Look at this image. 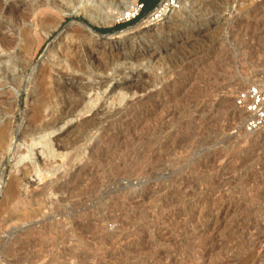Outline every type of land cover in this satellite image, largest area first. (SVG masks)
<instances>
[{"label": "rangeland", "instance_id": "obj_1", "mask_svg": "<svg viewBox=\"0 0 264 264\" xmlns=\"http://www.w3.org/2000/svg\"><path fill=\"white\" fill-rule=\"evenodd\" d=\"M176 1L162 0L153 12L133 24L141 11V0L133 7L130 0H0V32L15 42L8 51L0 49V57L17 61L14 70L10 62L4 61L1 65L9 73L0 82V126L7 123L9 129L0 146V243L5 247L0 264H177L179 260L180 264H264V131L246 134L240 130L243 115L234 103L239 91L264 80V0H181V6ZM72 8L82 14L64 16ZM164 8L170 9L171 15L162 20L157 13ZM124 9H127L126 16ZM86 17L97 23L91 27L98 31L125 26L92 39L78 23L88 22ZM147 21L152 26L144 28ZM114 42L129 57L140 51L151 53L153 49H159L161 56L157 62L150 58L139 62L134 58L127 66L114 67L106 74H72L75 79L69 84L89 87L87 98L96 93L102 96L101 101L91 112L79 107L73 117L50 130L49 139L58 155L53 165L59 171L39 181L30 174L28 161L17 165V158L31 149L35 160L43 164L40 146L31 147L29 141L41 139L42 125L50 116L47 114L58 115L63 97L61 102L53 90L43 85L38 70H49L52 79L57 80L60 72L70 73L65 69L69 45L76 44L80 50L94 48L103 61L104 53ZM103 49L107 51L100 52ZM24 61H30L31 68L23 70ZM104 76L109 81L107 90L101 83ZM27 78L30 85L26 88ZM135 84L145 86L144 94L151 97L144 106L149 113L144 129L151 140L148 150L156 144L157 150L165 152V147L174 142L176 148L170 152L188 151V158L147 161L158 169L155 177L160 175L157 180L161 182V190L150 194L153 199L147 198L145 211L149 214L134 210H129L127 215L125 211L120 212L124 214H121L120 226L114 222L115 210L105 206L108 200L114 199V194L120 193L117 183L124 172L118 171V163H90L91 172L82 163L86 169L77 173L80 176L66 178L69 191L66 188L54 193L51 183L65 177L70 157L82 156L84 145L88 146L98 135V128L109 114L142 96L134 88L126 94L125 103L118 106L111 102L114 95L110 90L116 85ZM75 91H71L70 97L78 99ZM34 102L41 103L44 109L42 120L37 124L38 133L31 132V136L25 137L23 131L30 129ZM96 111H99L97 129L77 136L76 125ZM202 114L208 123L201 127L195 118ZM67 129L70 131L66 138L70 141L63 151L55 145ZM122 141V148L129 147L127 138ZM12 142H15L14 149L10 151ZM182 182L187 189L181 186ZM10 187L17 191L14 201L10 200ZM88 192H102L103 197L78 204L79 197L82 194L81 198L88 197ZM225 213L228 214L223 225L219 220ZM206 215L208 219L204 222L198 220ZM232 229L238 231L235 238L231 237Z\"/></svg>", "mask_w": 264, "mask_h": 264}, {"label": "bare ground", "instance_id": "obj_2", "mask_svg": "<svg viewBox=\"0 0 264 264\" xmlns=\"http://www.w3.org/2000/svg\"><path fill=\"white\" fill-rule=\"evenodd\" d=\"M137 0H130V6L133 7V5H135ZM176 4L178 5H182V1L181 0H177ZM127 9L123 10V13H125V16L127 14ZM81 11L78 9H68V11L66 10V13L64 14V16L66 17H79L81 15ZM158 18H165L168 17L170 14V9L164 8L162 9V11L158 12ZM190 14V13H189ZM84 16V15H83ZM124 16V17H125ZM127 17H130V13H128ZM89 22V27H84L85 29V33L87 34V36L89 38H95L96 36H102L100 34H98L97 32H95L92 28H90L91 26H95L97 23H95L94 21H92V19L87 18ZM162 19V20H163ZM151 21H147L145 22L144 28H149L150 26H152V24H150ZM80 24V23H79ZM81 25V24H80ZM2 28V27H1ZM151 29H148V31H150ZM24 37L27 36L26 32H24ZM130 36V35H129ZM103 37V36H102ZM122 39V38H121ZM80 40V39H79ZM115 40V38L113 39ZM14 41H12V39H9L6 35H4L2 32H0V49L2 51H8L11 48V45L13 44ZM74 42V41H73ZM116 42V41H115ZM114 42V43H115ZM124 42V41H123ZM15 43V42H14ZM75 43V42H74ZM85 43V42H84ZM113 45H109L108 49L109 51L106 52V49H103V51H100L102 53H104V60H100L99 56V52L96 51L94 48H90V47H86L83 49H79L78 47H76V44H72L69 45L66 48L67 51V60H66V66L65 69L66 70H70V73H61L59 74L60 78L57 80L52 79L51 73L49 70L47 69H40L38 70V75H39V79L42 81L44 86H48L51 90H53V92L55 93V95L60 98L61 101V97H63V102L62 107L59 110V113L57 116L52 115L50 112L49 114H47L49 116V120L46 123H43L42 127H43V132L44 134L41 135L39 138H41L40 140H33L30 139V144L31 147H38L40 146V153L41 155L44 157V162L42 165H39V163L35 160L34 156H33V151L30 149L28 151H26L25 153L21 154L17 159V165H19L22 162H26L28 161L29 165H30V174H33V176H35L39 181H44L45 179L49 178L50 176H53L56 172L59 171V168L55 167L53 164H55V159L56 157H58L57 153L54 151V146L52 145V143L50 142V130L54 129L57 125H60L62 123H64V120L68 117H73L75 112L78 110L79 107L83 108L86 112H91L97 102L101 101V97L99 96V94H94L93 97H88L87 98V94L89 93V87H81L80 85H76L74 87V85L69 84V81H71L74 77L72 76V74H83V75H92V74H96V73H103L106 74L107 71L112 70L114 67H120V66H127L128 64L132 63V61L134 60V58H138L135 59V61H143L145 60V58H150L153 61L155 60L156 62L159 61L160 59V52L158 50H152L151 53H147V52H135V54L132 57H129V55L127 56V54L122 52V48H117L116 47V43ZM119 43V42H118ZM68 44V43H67ZM187 45H190L189 41H186ZM95 45V44H94ZM118 45V44H117ZM124 45V43H123ZM129 45V44H128ZM13 46V45H12ZM127 46V45H126ZM124 48V47H123ZM134 48V47H133ZM127 49V48H126ZM129 49V48H128ZM131 49V48H130ZM116 51L114 53V51ZM139 50V49H138ZM137 50V51H138ZM150 50V49H149ZM61 51V50H60ZM125 51V49H124ZM128 52V51H126ZM131 53V52H130ZM163 53V52H162ZM60 55V54H59ZM102 55V54H101ZM62 57V56H61ZM10 58V57H9ZM7 59V58H6ZM5 61V63H9L11 64V67L13 68V70L17 67V61H14L13 58L12 59H7L4 60L0 57V82L2 83V81H5V75L7 74V72L9 70L6 69V66H2V63ZM22 63V62H21ZM20 63V64H21ZM84 64H86L88 67L85 69ZM19 65V64H18ZM83 65V66H82ZM21 66V65H20ZM202 66V65H201ZM10 67V68H11ZM28 67L31 68V63L30 61H24L22 63V68L23 70L27 69ZM129 68V67H128ZM22 70V71H23ZM9 73V72H8ZM23 74V73H22ZM97 75V74H96ZM78 78V77H77ZM75 79V78H74ZM32 82V81H31ZM108 79L107 77H102L101 78V83L104 84V88L107 90L109 87V83H108ZM33 83V82H32ZM31 83V84H32ZM28 85H30V79L27 78L26 80V88L28 87ZM225 85V84H224ZM223 85V86H224ZM209 86V85H207ZM35 87V86H34ZM79 87V88H78ZM137 92H140L142 94V96L139 99H136L134 102H126V94L130 93L129 91L134 89ZM223 88V87H222ZM221 88V89H222ZM72 89V90H71ZM75 91V95L78 97V99L70 97L71 91ZM145 86H141V85H116L112 90H110V94L114 95L111 98V102L113 104H116L118 106H121L122 104L125 103V105L123 106V108L117 110L114 113L109 114L106 117V121L103 123V125H101L98 130H100V132L98 133V135L91 141V143L88 146L84 145V150L82 152V156L80 155H73L70 157V164H68L67 166H69L66 175L64 178H57L56 181H52V187H51V191L54 193H59L60 191H64L66 190V188L69 185V181H68V177H71L73 175L77 173H79L82 169H88V172H91L93 168H90V163L94 164L96 162L98 163H109L110 161L111 163H118V171L119 172H124L123 174H121L122 179L120 182H116L119 189L118 194H114L115 196L112 197L114 199L112 200H108L105 203V206H109L112 207V209L115 210V220L117 224L119 222H122L121 219V213L120 212H127L129 210H134V212L138 211L139 213L142 214L143 211H145V207L146 205V200L147 198L150 196V194L152 193H156V191L161 190L160 188V180H157V178L160 176H157V178L155 177V175H157L159 172H157V168H155L153 165V162H148L150 160H155L156 158H168L171 161L174 160H184L185 158H188V151L187 152H183V153H179L180 154H176L175 153H171L170 150L176 148L173 147L174 146V142H170L171 144L167 145V147H165V152L163 150H157V148H155L154 146L152 149H150V151L148 150L150 148V142L151 140H149L146 135H145V123L147 122V118L149 113L146 111V109H144V106L147 104V101L149 100V98H151L149 95L144 94L145 93ZM134 90V91H135ZM225 90V89H224ZM28 91V90H27ZM135 91V92H136ZM219 91V89H218ZM134 93V92H133ZM144 94V95H143ZM36 98V97H35ZM33 98V99H35ZM174 100V99H173ZM44 101V100H43ZM176 102V101H175ZM218 102V101H217ZM222 103V100H221ZM202 104V102H201ZM46 105V104H45ZM165 105V104H164ZM200 105V104H199ZM198 105V106H199ZM205 106V104H203ZM220 105V104H219ZM208 107V106H205ZM213 107V105H212ZM176 108V107H175ZM196 108V107H195ZM203 108V107H202ZM199 109V107H198ZM197 109V110H198ZM209 109V108H208ZM202 109H200L201 111ZM203 110H206L203 109ZM42 111H44V109L42 110V106L41 103H36L34 102V105L32 107V114L30 117V129L29 130H25L23 131V136L28 137L31 136V132H37L38 131V122H40V120H42ZM199 112V111H198ZM201 112H209V111H201ZM156 113V112H155ZM197 113V111H196ZM200 113V112H199ZM153 114V112H152ZM163 114V113H162ZM99 115V111H96L92 114V116L83 122H80L78 125H76L77 128V136H83L86 132L91 131L93 129H97L98 125L96 123V117ZM150 116H152L150 114ZM164 116V115H163ZM207 116V115H206ZM2 117V116H1ZM191 117H195V116H191ZM197 119L195 118V120L198 122L199 126H203L204 123L207 122L208 118L205 117L204 114L202 115H198L196 116ZM163 118V117H162ZM212 118V117H211ZM3 119V118H2ZM28 119V118H27ZM191 120V119H190ZM150 121V120H149ZM192 121H194V118L192 119ZM191 121V122H192ZM194 123V122H193ZM192 123V124H193ZM208 123V122H207ZM166 125V124H165ZM207 126V125H204ZM209 126V125H208ZM179 127V126H178ZM198 127V126H197ZM8 129H9V125L6 123L4 125L0 126V146L1 144H3L8 136ZM171 129V128H170ZM69 131L70 129H67L64 134L62 135L63 138L68 137L69 135ZM74 131H76L74 129ZM200 132V131H199ZM38 133V132H37ZM95 133V132H94ZM97 133V132H96ZM203 133V132H202ZM244 135V133H243ZM242 135V136H243ZM246 135V134H245ZM244 135V136H245ZM61 136V137H62ZM73 136V135H72ZM202 136V135H201ZM204 136V135H203ZM202 136V137H203ZM61 137L59 139H61ZM94 137V136H93ZM160 137V136H158ZM248 137V136H245ZM60 141L59 139L56 142V147L57 149L60 150H67L68 147V143L70 141V139L66 138L65 140ZM127 138L128 141L130 142L129 147H124L122 148V144H120V141H124V139ZM156 138V137H155ZM199 138V137H198ZM239 138V137H238ZM249 138V137H248ZM77 139V138H76ZM197 139V138H196ZM244 138H242L243 140ZM241 140V141H242ZM262 140V139H261ZM74 141V140H73ZM122 141V142H123ZM184 141V140H183ZM163 142V141H162ZM179 142V141H178ZM177 142V143H178ZM209 142V141H208ZM240 142V140H239ZM153 143V142H152ZM176 143V144H177ZM243 143V142H242ZM14 144L15 142H12L11 144H9V150H13L14 149ZM238 144V142H237ZM122 145V146H121ZM164 145V143H163ZM119 146H121L119 148ZM151 146V147H152ZM161 147V144H160ZM189 147V146H188ZM7 148V147H6ZM28 148V147H27ZM200 148V147H199ZM198 148V149H199ZM188 149V148H187ZM180 150V149H179ZM182 150V149H181ZM191 151V149H189ZM32 151V152H31ZM119 151V152H118ZM194 151V150H193ZM173 152V151H172ZM77 153V152H76ZM191 155V154H190ZM192 157V156H191ZM158 159V160H159ZM190 159V158H189ZM192 159V158H191ZM209 159V158H208ZM164 160V159H163ZM168 160V161H169ZM201 160V159H200ZM55 161V162H54ZM186 161V160H185ZM190 161V160H189ZM205 161V159H204ZM54 162V163H53ZM156 162V161H155ZM170 162V161H169ZM86 163V167L82 166L81 164ZM157 164V163H156ZM206 164V163H205ZM81 165V166H80ZM138 165H140L139 167H137ZM160 165V164H159ZM171 165V164H170ZM174 165V164H173ZM208 165V164H207ZM206 165V166H207ZM156 166V165H155ZM195 166V165H194ZM84 167V168H82ZM187 170V169H185ZM193 170V169H192ZM94 171V170H93ZM116 171V170H115ZM86 172V171H85ZM87 172V173H88ZM191 173V172H190ZM65 174V173H64ZM86 174V173H85ZM119 174V173H118ZM117 173L114 175H118ZM84 175V173H83ZM89 174H87L88 177ZM93 175V174H91ZM80 176V175H78ZM77 176V177H78ZM86 176V175H85ZM94 176V175H93ZM92 176V177H93ZM120 177H116V179L121 178ZM208 176V175H207ZM68 178V179H66ZM72 178V177H71ZM76 178V177H75ZM86 178V177H85ZM85 178H82L85 179ZM90 179V176L88 177ZM95 178V177H94ZM102 178V177H101ZM114 178V177H113ZM93 179V178H92ZM99 179V178H98ZM114 179V180H116ZM161 179V178H159ZM186 179V178H183ZM191 179V178H190ZM67 180V181H66ZM95 180V179H94ZM173 180V179H172ZM195 180V179H193ZM86 181V180H85ZM97 181V180H96ZM108 181V180H107ZM113 181V179L111 180V182ZM162 181V180H161ZM177 181V180H176ZM68 182V184H67ZM89 182H92L91 180ZM88 182V183H89ZM189 182V181H188ZM15 183V182H14ZM13 183V186H14ZM71 183V182H70ZM83 183V182H82ZM87 183V185H88ZM94 183V182H93ZM98 183V181H97ZM178 183V182H177ZM185 184V182H182ZM191 183V182H190ZM188 183V184H190ZM187 184V185H188ZM87 185L85 186L86 190H87ZM92 185V184H91ZM99 185V184H98ZM110 185V184H109ZM115 185V184H114ZM176 185V184H175ZM203 185V184H202ZM49 186V185H48ZM90 186V185H89ZM88 188H92L89 187ZM97 186V185H96ZM104 186V185H103ZM191 186V185H190ZM196 186V185H195ZM95 186H93V190ZM163 187V186H162ZM184 187V186H183ZM11 188V187H10ZM98 187H96L97 189ZM160 188V189H159ZM173 188V187H172ZM178 188L181 189V187ZM177 188V189H178ZM186 188V186L184 187ZM183 188V189H184ZM189 188V187H188ZM193 188V187H192ZM69 188H67L68 190ZM100 189V188H99ZM178 189V190H179ZM187 189V188H186ZM191 189V188H190ZM85 190V189H84ZM92 190V189H91ZM193 190V189H192ZM43 191V190H42ZM69 191V190H68ZM67 191V192H68ZM71 191V190H70ZM79 191V190H78ZM101 191V190H100ZM115 191V190H114ZM118 191V190H117ZM116 191V192H117ZM182 191V190H181ZM195 191V190H194ZM15 188L12 187L11 188V194H10V200L14 201L17 199V195H16ZM112 192V191H110ZM115 192V193H116ZM161 192V191H160ZM160 192L158 193L160 195ZM177 192V190L175 191ZM183 192V191H182ZM188 192V191H187ZM42 193V192H41ZM86 193V192H85ZM89 193V192H88ZM102 192L98 193H94L92 194V192L89 193V196L84 198L82 195L79 197L80 201H76L78 204H84L86 203V200H90V198L98 200L101 196L103 197V194H100ZM114 193V192H112ZM165 193V192H164ZM195 193V192H194ZM219 193V192H218ZM70 194V192H69ZM91 194V195H90ZM109 194V193H108ZM112 194H110L111 196ZM161 195H163L161 193ZM70 196V195H68ZM71 197V196H70ZM69 197V198H70ZM77 197V198H78ZM167 197V196H166ZM165 197V198H166ZM179 197V196H178ZM196 197V196H195ZM194 197V198H195ZM200 197V196H199ZM202 197V196H201ZM168 198V197H167ZM91 199V200H92ZM150 199V197L148 198ZM153 199V198H151ZM150 199V200H151ZM170 199V198H169ZM181 199V198H180ZM222 199V198H221ZM85 200V201H84ZM88 200V201H89ZM90 200V201H91ZM100 200V199H99ZM162 200V199H161ZM166 200V199H165ZM178 200V199H177ZM89 201V202H90ZM148 201V200H147ZM157 201V198H156ZM164 201V200H163ZM176 201V200H175ZM201 201V200H200ZM74 202V201H73ZM149 202V201H148ZM154 202V201H153ZM166 202V201H165ZM174 202V201H173ZM190 202V201H189ZM231 202V201H230ZM159 203V202H158ZM157 203V204H158ZM168 203V202H167ZM172 203V202H171ZM170 203V204H171ZM23 204V203H22ZM100 204V203H99ZM151 205V204H149ZM152 206V205H151ZM157 206V205H156ZM247 207V206H246ZM254 208V207H253ZM142 209V211L140 210ZM149 209V208H148ZM147 209V210H148ZM151 209V208H150ZM193 210V209H192ZM260 210V209H259ZM194 211V210H193ZM137 212V213H138ZM146 212V211H145ZM166 212V211H165ZM225 212V211H224ZM119 213V214H118ZM144 213V212H143ZM158 213V212H157ZM200 213V211H199ZM220 213V212H219ZM246 213V212H245ZM249 213V212H248ZM136 214V213H135ZM145 214V213H144ZM149 214L148 212H146V215ZM153 214V213H152ZM228 214V213H227ZM226 213L222 216L223 218L220 219L219 221H223V225H224V221H225V216L227 215ZM241 214V213H239ZM257 214V213H256ZM124 215V214H123ZM130 215V214H129ZM151 215V214H150ZM199 215V214H198ZM203 215V214H202ZM259 215V214H258ZM169 216V215H168ZM229 216V215H228ZM138 217V216H137ZM153 217V216H152ZM177 217V216H176ZM198 217V216H197ZM235 217V216H234ZM244 217V216H243ZM242 217V218H243ZM253 217V216H252ZM256 217V216H255ZM80 218V217H79ZM86 218V217H85ZM121 218V219H120ZM150 218V217H149ZM174 218V217H173ZM194 218V217H193ZM233 218V217H232ZM124 219V217H123ZM144 219V218H143ZM147 219V218H146ZM145 219V220H146ZM153 219V218H152ZM175 219V218H174ZM197 219V218H196ZM194 219V220H196ZM208 219V216H204V217H199V221L201 222L203 220ZM229 219V218H228ZM111 220V219H110ZM130 220V219H129ZM135 220V218H134ZM155 220V219H154ZM161 220V218H160ZM185 220V219H184ZM196 220V222L198 221ZM217 220V219H216ZM227 220V218H226ZM231 220V219H230ZM239 220V219H238ZM241 220V219H240ZM253 220V219H252ZM113 221V220H111ZM128 221V220H126ZM133 221V220H132ZM169 221V220H168ZM138 222V221H137ZM154 222V221H153ZM183 222V221H181ZM180 222V223H181ZM187 222V221H186ZM195 222V221H194ZM202 222V223H203ZM262 222V221H261ZM123 223V222H122ZM143 223V221H142ZM173 223V222H172ZM214 223V222H213ZM130 224V223H129ZM136 224V223H135ZM139 224V223H138ZM151 224V223H150ZM170 224V223H169ZM217 224V223H216ZM215 224V225H216ZM219 224V222H218ZM264 224V223H263ZM119 225L121 226V223H119ZM153 225V224H152ZM194 225V224H193ZM221 225V224H220ZM97 226V225H96ZM114 226V225H113ZM117 226V225H116ZM217 226V225H216ZM222 226V225H221ZM220 226V227H221ZM226 226V225H225ZM255 226V225H254ZM258 226V225H257ZM137 227V226H136ZM156 227V225H155ZM218 227V226H217ZM227 227V226H226ZM51 228V227H50ZM224 228V227H222ZM234 228V227H233ZM239 228V227H238ZM256 228V227H255ZM184 229V228H183ZM225 229V228H224ZM227 229V228H226ZM230 229V228H228ZM227 229V230H228ZM236 229V228H235ZM257 229V228H256ZM137 230V229H136ZM141 230V229H140ZM151 230V229H150ZM182 230V229H181ZM185 230V229H184ZM183 230V231H184ZM188 230V229H187ZM231 230V229H230ZM233 230V229H232ZM27 231V230H26ZM121 231V230H120ZM139 231V230H138ZM161 231V230H160ZM176 231V230H175ZM178 231V230H177ZM220 231V230H219ZM242 231V230H241ZM258 231V230H257ZM124 232V231H123ZM164 232V231H162ZM181 232V231H180ZM187 232V231H186ZM191 232V231H190ZM189 232V233H190ZM196 232V231H195ZM218 232V231H217ZM230 232V231H228ZM238 231L233 230V232L231 231V233L233 234L231 237H236L235 234H237ZM245 232V231H243ZM241 232V233H243ZM247 232V231H246ZM252 232V231H251ZM172 233V232H171ZM175 233V232H174ZM179 233V232H178ZM219 233H222L219 232ZM224 233V232H223ZM226 233V232H225ZM134 234V233H133ZM136 234V233H135ZM164 234V233H163ZM170 234V233H169ZM184 234V233H183ZM188 235V232L186 233ZM185 234V235H186ZM191 234V233H190ZM248 234V233H247ZM252 234V233H251ZM138 235V234H137ZM136 235V236H137ZM154 235V234H153ZM152 235V236H153ZM161 235V234H160ZM167 235V234H166ZM220 235V234H219ZM223 235V234H221ZM142 236V235H141ZM147 236V235H146ZM164 236V235H162ZM183 236V235H182ZM189 236V235H188ZM225 236V235H223ZM243 236V235H241ZM250 236V235H249ZM100 237V236H99ZM122 237V235H121ZM128 237V236H127ZM130 237V236H129ZM178 237V236H177ZM193 237V235L190 236V238ZM196 237V236H195ZM221 237V236H220ZM219 237V238H220ZM228 237V235H227ZM240 237V236H239ZM247 237V236H246ZM114 238V237H113ZM138 238V237H137ZM163 238V237H162ZM182 238V237H181ZM186 238V237H185ZM189 238V237H188ZM218 238V239H219ZM52 239V238H51ZM106 239V238H105ZM104 239V240H105ZM131 239V237H130ZM148 239V238H147ZM240 239V238H239ZM249 239V238H248ZM54 240V239H53ZM153 240V239H152ZM172 240V239H171ZM177 240V239H176ZM253 240V239H252ZM12 241V240H11ZM194 241V240H192ZM196 241V240H195ZM227 241V240H226ZM234 241V239H233ZM27 242V241H26ZM178 242V241H177ZM185 242V241H184ZM232 242V241H231ZM52 243V242H51ZM61 243V242H60ZM174 243V242H173ZM181 242H179L178 244H180ZM19 244V243H18ZM64 244V243H63ZM117 244V243H116ZM135 244V243H134ZM189 244V243H188ZM226 244V243H225ZM69 245V244H68ZM110 245V244H109ZM176 245V244H175ZM194 245V244H193ZM217 245V244H215ZM232 245V244H231ZM236 245V244H234ZM232 245V246H234ZM261 245V244H260ZM106 246V245H105ZM213 246V245H212ZM222 246V245H221ZM11 247V246H10ZM31 247V246H30ZM215 247V246H214ZM217 247V246H216ZM5 248L4 244H2V242L0 243V255L2 252V249ZM29 248V247H28ZM49 248V247H47ZM105 248V247H104ZM177 248V246H176ZM7 249V248H6ZM24 249V248H23ZM5 250V249H4ZM105 250V249H104ZM109 250V249H108ZM10 251V250H9ZM48 251V250H47ZM218 251V250H217ZM13 252V251H12ZM22 252V251H21ZM114 253V252H113ZM182 253V252H181ZM8 254V253H7ZM10 254V253H9ZM39 254V253H38ZM112 254V253H111ZM119 254V253H118ZM117 254V255H118ZM179 254V253H178ZM5 255V254H4ZM180 255V254H179ZM183 255V253H182ZM6 256V255H5ZM8 256V255H7ZM12 256V255H11ZM135 256V255H134ZM175 256V255H174ZM14 257V256H13ZM181 257V256H180ZM4 258V257H3ZM107 258V257H106ZM160 258V257H159ZM168 258V257H167ZM179 258V256H178ZM8 259V258H7ZM10 259V258H9ZM139 260V259H137ZM184 260V259H183ZM182 260V261H183ZM187 260V259H186ZM6 261V260H5ZM34 261V260H33ZM11 262V261H10ZM133 262V261H132ZM180 260L179 262L176 261L177 264H180ZM137 263V262H136ZM184 263V262H183ZM11 264V263H10ZM182 264V263H181ZM185 264V263H184Z\"/></svg>", "mask_w": 264, "mask_h": 264}, {"label": "built area", "instance_id": "obj_3", "mask_svg": "<svg viewBox=\"0 0 264 264\" xmlns=\"http://www.w3.org/2000/svg\"><path fill=\"white\" fill-rule=\"evenodd\" d=\"M234 103L243 115L240 130L246 134L264 131V80L239 91Z\"/></svg>", "mask_w": 264, "mask_h": 264}, {"label": "trees", "instance_id": "obj_4", "mask_svg": "<svg viewBox=\"0 0 264 264\" xmlns=\"http://www.w3.org/2000/svg\"><path fill=\"white\" fill-rule=\"evenodd\" d=\"M161 1L162 0H141V11H140L139 15L137 16V18L134 21H132L131 23L134 24L136 21L140 20L145 15L153 12ZM123 26H125V25L123 24V25L117 26L113 29H100L99 32L100 33H110L116 29L123 27Z\"/></svg>", "mask_w": 264, "mask_h": 264}, {"label": "water", "instance_id": "obj_5", "mask_svg": "<svg viewBox=\"0 0 264 264\" xmlns=\"http://www.w3.org/2000/svg\"><path fill=\"white\" fill-rule=\"evenodd\" d=\"M78 23H80L82 26L84 27H89V22H86L85 20H80ZM92 28L95 32H97L98 34L104 36L103 34H101L97 29L93 28V27H90Z\"/></svg>", "mask_w": 264, "mask_h": 264}]
</instances>
